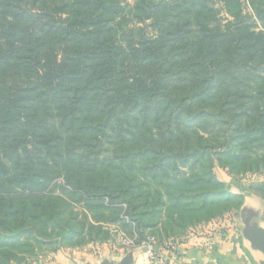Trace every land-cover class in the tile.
Listing matches in <instances>:
<instances>
[{"label":"trees","instance_id":"16d2710c","mask_svg":"<svg viewBox=\"0 0 264 264\" xmlns=\"http://www.w3.org/2000/svg\"><path fill=\"white\" fill-rule=\"evenodd\" d=\"M216 161L264 170V0H0V264L75 243L68 197L163 246L264 198Z\"/></svg>","mask_w":264,"mask_h":264},{"label":"rangeland","instance_id":"374dc122","mask_svg":"<svg viewBox=\"0 0 264 264\" xmlns=\"http://www.w3.org/2000/svg\"><path fill=\"white\" fill-rule=\"evenodd\" d=\"M126 2L133 4L134 0H126ZM245 10L247 13L252 12V8L248 4H246ZM257 23L259 22L257 21ZM131 24H132L131 25L132 27L134 23H131ZM137 25L138 24H134V27H136ZM259 28L260 27H258V29ZM216 164H217V168H216L217 176L221 180L226 181L227 183H230L232 181L233 176L240 179L244 185L264 182V170L248 171L246 173H243V172L232 173V176H230L227 168L226 169L221 168L218 165L217 161H216ZM134 170L135 168L132 169V171ZM134 172H137L139 175L138 171H134ZM233 185L234 184H232V188L235 187ZM143 189L147 190L146 194L148 195H146L147 197L143 196V198H140L139 199L140 201L136 202V205H140L147 199H149L152 202V204H154L155 200L158 198L157 190L162 192L163 185L159 182V180H155L149 186ZM258 191L260 195L264 194V189H259ZM247 196L245 197V201H246ZM259 198L263 199V204L261 206V209L255 208L254 205L253 207L249 205L245 206V203H244L242 207L236 208L235 210L231 212H226L224 215L216 217L210 222H213V221L219 222L225 218L230 219V217L232 218L234 217V221L235 223H237L238 229H240V226H242V223H244L243 221L245 219V217L243 216L247 217L248 215H250L252 219H255L254 221L257 224H259L260 226H263L262 224H264V198L262 197H259ZM67 199L69 200L70 205H71V207L69 208V213H67L68 215L67 219L69 217L73 218L74 222L77 223V226L80 229H83V234L79 237H74L73 242L75 243H71V244L67 243L64 246V248L58 249L56 251L53 249L52 244H49V242L45 244H38L37 242H34L33 244L35 247H34L33 252L26 253L25 255L26 256L28 255V259L20 262V264H51V259H52L50 258L51 255L53 256L55 253L63 252V251L70 252L71 254L76 255L74 256L75 259L79 253L77 257L78 259L72 260V264H84L91 260L90 258L91 255L94 258L93 260L95 262H102L105 259L119 261L123 256L126 255L127 251L123 248L122 244L120 243V236L118 235V232L116 230L117 229L123 230L126 233V235L130 236L129 227H126V226L124 227L121 222H114V219H113L114 217H112L113 215L109 213L108 211H107V214H109L110 216H107V217H109V219L107 218V220L96 222L95 216H99L100 215L99 212H92L88 210L85 207V204L80 201L74 200L70 197H68ZM253 203L255 204V202ZM138 212L141 213L140 214L141 218L143 216H147V215H144L143 210L141 209L136 210L135 213H138ZM149 217L150 216H147V218ZM158 221L160 222V219ZM99 226H102L104 229L108 228L109 231H111L112 233V237L107 238V239L102 238L101 240L97 238L98 232H97V228L95 227H99ZM227 227L228 226H225V228ZM154 230L157 231L156 228ZM102 233L100 235L104 236V234ZM160 233L161 235L165 234V231L161 230ZM238 234L243 235V237L247 239L242 230L240 231L238 230ZM12 264H19V263L14 262Z\"/></svg>","mask_w":264,"mask_h":264},{"label":"crops","instance_id":"0c3cea01","mask_svg":"<svg viewBox=\"0 0 264 264\" xmlns=\"http://www.w3.org/2000/svg\"><path fill=\"white\" fill-rule=\"evenodd\" d=\"M262 204L263 199L255 195H248L245 201V206L254 205L258 209H261ZM243 217L245 219L240 229L234 217L209 222L195 227L180 241H171L166 244L167 246L161 245L159 252L168 264H261L264 259L263 253L254 248L243 235L238 234V230L245 232L256 223L250 215ZM74 256L76 255L66 251L55 253L50 257L51 264H72V260L78 259ZM90 258L89 263H101L95 262L92 255ZM140 263L148 264V257L144 252L135 257L134 264Z\"/></svg>","mask_w":264,"mask_h":264},{"label":"built area","instance_id":"2783aa9c","mask_svg":"<svg viewBox=\"0 0 264 264\" xmlns=\"http://www.w3.org/2000/svg\"><path fill=\"white\" fill-rule=\"evenodd\" d=\"M116 231L120 236V243L127 253L133 252L136 257L139 253L144 252L148 257V264H168L159 252L161 245L157 243L155 236L148 235L142 241H139L137 234L128 236L123 230L117 229Z\"/></svg>","mask_w":264,"mask_h":264},{"label":"water","instance_id":"95a60500","mask_svg":"<svg viewBox=\"0 0 264 264\" xmlns=\"http://www.w3.org/2000/svg\"><path fill=\"white\" fill-rule=\"evenodd\" d=\"M244 235L247 238V240L250 241L252 246L258 249L259 251H261L264 255V226H260L259 224L254 223L253 227L245 230ZM134 262H135L134 253L128 252L119 261L105 259L100 264H134ZM260 263L264 264V259ZM85 264H92V263L87 262Z\"/></svg>","mask_w":264,"mask_h":264}]
</instances>
